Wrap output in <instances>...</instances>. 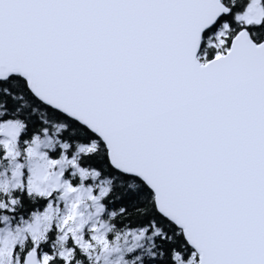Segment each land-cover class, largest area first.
<instances>
[{"label": "snow or ice", "instance_id": "obj_1", "mask_svg": "<svg viewBox=\"0 0 264 264\" xmlns=\"http://www.w3.org/2000/svg\"><path fill=\"white\" fill-rule=\"evenodd\" d=\"M0 264H264V0H0Z\"/></svg>", "mask_w": 264, "mask_h": 264}]
</instances>
